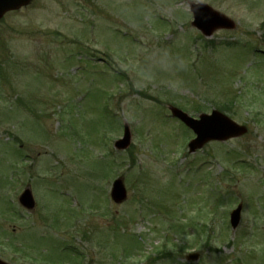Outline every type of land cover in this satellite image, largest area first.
<instances>
[{"label": "rangeland", "instance_id": "rangeland-1", "mask_svg": "<svg viewBox=\"0 0 264 264\" xmlns=\"http://www.w3.org/2000/svg\"><path fill=\"white\" fill-rule=\"evenodd\" d=\"M189 1L235 27L202 36ZM255 47L264 49V0H33L4 14L0 257L47 264L36 254L56 256L70 242L79 264H148L164 246L183 251L150 264H264V53ZM168 104L194 117L220 110L248 133L189 153L193 133L166 117ZM124 123L131 145L119 151ZM119 176L128 197L116 204L109 189ZM25 187L32 211L17 201ZM238 201L232 228L226 210ZM178 217L182 231L169 226ZM119 219L136 256L99 261ZM43 231L54 239L39 240ZM194 251L199 259L186 262Z\"/></svg>", "mask_w": 264, "mask_h": 264}, {"label": "water", "instance_id": "water-1", "mask_svg": "<svg viewBox=\"0 0 264 264\" xmlns=\"http://www.w3.org/2000/svg\"><path fill=\"white\" fill-rule=\"evenodd\" d=\"M29 0H0V18L3 13L10 9L19 8L21 5H25ZM191 9L194 13L193 24L200 28L204 33L210 34L216 27L219 26H231L226 18L221 14L213 11L208 6L198 3L192 4ZM173 115L182 120L186 125L192 128L196 133V138L189 143L190 151L200 147L209 139H225L231 136L240 135L245 131L244 126H239L229 120L224 115L217 111H212L210 115L201 114L199 119H193L187 114L183 113L179 109L170 108ZM129 130L128 127H124L123 138L118 140L115 145L117 148H125L129 144ZM112 196L114 200L121 201L125 198V190L120 180H116L113 184ZM20 201L27 207L33 206V199L29 190H26L20 197ZM239 207L234 211L233 224L237 223ZM0 264H6L0 260Z\"/></svg>", "mask_w": 264, "mask_h": 264}]
</instances>
